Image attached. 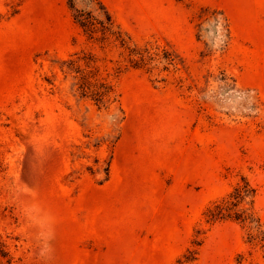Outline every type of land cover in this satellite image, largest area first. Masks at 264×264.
<instances>
[{"label": "rangeland", "instance_id": "obj_1", "mask_svg": "<svg viewBox=\"0 0 264 264\" xmlns=\"http://www.w3.org/2000/svg\"><path fill=\"white\" fill-rule=\"evenodd\" d=\"M0 264H264V0H0Z\"/></svg>", "mask_w": 264, "mask_h": 264}, {"label": "trees", "instance_id": "obj_2", "mask_svg": "<svg viewBox=\"0 0 264 264\" xmlns=\"http://www.w3.org/2000/svg\"><path fill=\"white\" fill-rule=\"evenodd\" d=\"M79 24H80L81 27H87V26H89L88 22H86L84 20H79ZM223 211H225V210L222 209V208L215 209L213 212H211L210 219H213V218H217V217L222 216L223 215ZM239 218H240V216H239Z\"/></svg>", "mask_w": 264, "mask_h": 264}]
</instances>
